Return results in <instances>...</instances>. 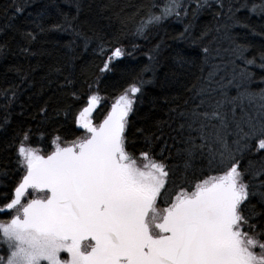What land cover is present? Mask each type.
<instances>
[{
    "label": "snow or ice",
    "instance_id": "1",
    "mask_svg": "<svg viewBox=\"0 0 264 264\" xmlns=\"http://www.w3.org/2000/svg\"><path fill=\"white\" fill-rule=\"evenodd\" d=\"M195 3L193 16L212 6L211 0ZM13 5L22 11L16 0ZM189 10L186 0H167L163 9L153 3L137 34ZM239 10L229 4L226 23L214 30H223L229 41L230 62L244 66L217 79L221 66L211 64L207 76L186 89L189 99L168 109L167 120L157 121L154 130L132 133L142 137L139 148L129 135L130 114L143 102V86L150 81H133L100 123L92 119L101 78L114 61L130 55L123 47H114L98 69L100 76L85 82L88 91L94 85L97 91L75 117L81 135L73 133L70 140L55 135L51 151L44 152L31 145V128L16 134L8 145L15 164L0 163V180L8 181L0 182V216L8 217L0 220V264H264V87H252L264 84V76L257 80L248 67L264 70V52L257 63V57L246 56L251 46L237 42L232 29L249 27L237 17ZM259 11L264 15V3ZM75 19L65 15L48 30L71 29L79 36ZM190 30L186 25L179 38ZM23 35L29 43L36 40L31 32ZM22 51L29 53L27 47ZM105 51L102 43L100 54ZM213 51L201 48V73L215 58ZM16 71L24 83L28 74ZM75 80L73 72L59 87H71L77 98ZM4 91L6 99L9 92L15 98L16 87ZM40 112L47 115V108Z\"/></svg>",
    "mask_w": 264,
    "mask_h": 264
},
{
    "label": "trees",
    "instance_id": "2",
    "mask_svg": "<svg viewBox=\"0 0 264 264\" xmlns=\"http://www.w3.org/2000/svg\"><path fill=\"white\" fill-rule=\"evenodd\" d=\"M167 0H16L22 11L17 13L13 0H0V163L9 159L15 164V151L8 145L21 129L33 130L30 143L44 152L51 151L50 141L60 135L64 140L73 139L72 135H81L77 130L75 117L87 106L88 96L97 91H88L86 83H92L100 73L99 67L111 55L114 47H123L130 55L114 61L113 70L106 73L99 83L100 103L92 114L94 123H99L109 110L110 104L130 83L142 79L150 81L143 86L142 103L134 105L130 114L132 127L129 135L136 141L137 148L143 143L142 137L132 136L137 128L154 130L157 121L168 119V109L176 103L189 99L186 91L193 83H199L198 77L207 76L210 65L221 66L217 79L229 77L234 67H243L240 60L232 64L230 44L223 30L216 32L218 25L226 23L228 5L233 6L237 17L249 27H234L232 33L237 42L250 45L247 58L257 57L264 52V15L259 6L264 0H211V8L200 10L195 16V0H186L189 13L177 19L175 15L160 24L150 26L146 35H138L137 25L146 19L150 6L155 3L157 9H163ZM79 5V10L77 8ZM241 5L246 7L241 8ZM253 5L257 11L253 12ZM159 15V10H155ZM221 14V15H217ZM67 15L76 17L73 26L81 35L71 29L48 30L53 25L61 24ZM37 25L46 31L41 32ZM191 25L190 35L181 39L185 26ZM208 28L213 30L203 40L197 39ZM31 32L36 40L29 43L24 33ZM104 44V55L100 46ZM212 48L214 59L200 72L199 53L203 46ZM27 47L29 53H24ZM219 49L216 56L215 50ZM30 53H35L32 55ZM195 60V63H190ZM146 67L149 70H145ZM256 79L264 76V70L249 65ZM28 74V79L21 83V76L16 69ZM60 68L61 73L55 69ZM75 73L77 98L71 96V87H59L64 84V77ZM16 87V96L5 98V91ZM254 89L264 84L254 83ZM231 94H235L233 89ZM139 95V94H138ZM178 98V99H174ZM11 100V102H10ZM46 107L47 115L40 112ZM7 117V123H5ZM167 131V129H165ZM43 132V138H41ZM216 174V173H210ZM22 175V173H21ZM19 177H15L18 179ZM0 182H8L0 180ZM0 216V220L7 219Z\"/></svg>",
    "mask_w": 264,
    "mask_h": 264
},
{
    "label": "rangeland",
    "instance_id": "3",
    "mask_svg": "<svg viewBox=\"0 0 264 264\" xmlns=\"http://www.w3.org/2000/svg\"><path fill=\"white\" fill-rule=\"evenodd\" d=\"M115 100H116V99H115ZM115 100H114V101H112V102H111V104H113V103L115 102Z\"/></svg>",
    "mask_w": 264,
    "mask_h": 264
}]
</instances>
